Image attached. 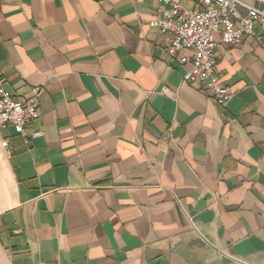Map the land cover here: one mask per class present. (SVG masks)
<instances>
[{
	"label": "crops",
	"instance_id": "crops-1",
	"mask_svg": "<svg viewBox=\"0 0 264 264\" xmlns=\"http://www.w3.org/2000/svg\"><path fill=\"white\" fill-rule=\"evenodd\" d=\"M167 8L0 0V85L41 89L43 131L0 126L4 264H264V33L216 35L221 107L168 63Z\"/></svg>",
	"mask_w": 264,
	"mask_h": 264
},
{
	"label": "built area",
	"instance_id": "built-area-1",
	"mask_svg": "<svg viewBox=\"0 0 264 264\" xmlns=\"http://www.w3.org/2000/svg\"><path fill=\"white\" fill-rule=\"evenodd\" d=\"M161 2L168 8L164 9V17L157 18L154 24L163 33H172L167 44L168 63L189 65L184 79L203 84L221 107L226 106L232 94L221 84L217 74L216 35L220 33L226 45L240 46L246 35L258 36L256 24L264 33V7L244 0H198L195 8L185 7L180 0ZM240 7L247 13H242ZM40 92L41 89L35 87L30 97L16 99L0 85V126L10 122L25 141L42 136L41 130L32 134L27 131V126L42 115ZM1 145L9 150L7 140L3 139Z\"/></svg>",
	"mask_w": 264,
	"mask_h": 264
},
{
	"label": "rangeland",
	"instance_id": "rangeland-1",
	"mask_svg": "<svg viewBox=\"0 0 264 264\" xmlns=\"http://www.w3.org/2000/svg\"><path fill=\"white\" fill-rule=\"evenodd\" d=\"M9 187V170L7 164V158L4 149L0 143V198H4ZM5 203H0L1 206H4ZM0 264H4V257L0 250ZM231 264H239L233 262Z\"/></svg>",
	"mask_w": 264,
	"mask_h": 264
}]
</instances>
